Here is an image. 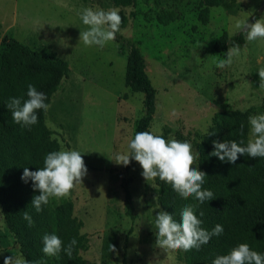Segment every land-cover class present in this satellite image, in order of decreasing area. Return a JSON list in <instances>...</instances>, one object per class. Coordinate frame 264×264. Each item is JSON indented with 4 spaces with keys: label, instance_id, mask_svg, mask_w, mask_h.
Segmentation results:
<instances>
[{
    "label": "rangeland",
    "instance_id": "rangeland-1",
    "mask_svg": "<svg viewBox=\"0 0 264 264\" xmlns=\"http://www.w3.org/2000/svg\"><path fill=\"white\" fill-rule=\"evenodd\" d=\"M85 8L116 9L122 17L117 36L136 47L155 91L145 131L188 141L195 152L194 144L215 112L237 109L245 112L247 122L250 115L264 114L258 75L264 68V38L249 42L242 33L241 43L214 48L221 34L238 33L236 19L264 20V7L259 9V0H225L205 11L200 0H132L127 6L110 0H0V47L7 35L55 52L68 64L63 89L52 95L44 118L59 150L81 152L87 167L82 184L67 198L87 239L80 256L93 264H182L180 250L164 252L155 243V215L162 209L154 182L143 178L138 162L126 168L113 161L128 151L134 122L143 114V95L124 86V43L114 40L100 48L85 47L79 40L87 28L80 19ZM160 12L173 17L160 23L155 18ZM234 45L239 54L232 64L217 68L215 62L225 59ZM122 183L132 216L125 214ZM61 200H50V206ZM111 231L115 251L103 259L102 238ZM6 256L21 257L0 212V264Z\"/></svg>",
    "mask_w": 264,
    "mask_h": 264
},
{
    "label": "trees",
    "instance_id": "trees-1",
    "mask_svg": "<svg viewBox=\"0 0 264 264\" xmlns=\"http://www.w3.org/2000/svg\"><path fill=\"white\" fill-rule=\"evenodd\" d=\"M115 6H127L132 0H110ZM225 0H200L203 11L210 6H218ZM173 15L170 12L157 13L155 18L160 23H167ZM205 19V14H199ZM122 26V24H121ZM116 41L127 47L124 65V86L131 92L143 95V114L134 122L131 139L136 132L145 131L154 111V89L144 70V64L136 47L125 38L116 36ZM243 41V34L231 36L221 34L214 41L216 50H223L227 44ZM67 61L55 52L29 47L17 39L4 35L0 47V212L3 222L13 237L22 258L31 264H93L83 259L79 251L86 248L87 239L80 232L81 220L72 214V202L63 199L55 206L43 207L36 213L31 200L39 195L33 190L32 181L21 180L25 167L35 171L43 167L47 153L59 150L58 141L51 137V130L45 123L44 113H38L39 122L31 130L21 128L14 123L6 104L10 97L26 99L27 86L34 85L43 92L46 103L53 94L63 89V82L68 76ZM248 122L243 111L220 110L211 116L210 124L194 144L195 152L200 154L198 164L194 165L208 175L203 188L214 193V199L198 204L192 198H181L170 185L158 178L153 181L157 189L158 206L179 220L181 209L189 204L197 205L195 211L203 221L202 227L211 230L215 225L223 227V233L214 236L199 250H180L178 258L182 264H212L218 255L227 254L240 243H247L253 250L264 253V158L239 156L233 164L221 162L209 155L213 150V140H235L246 144ZM135 160L126 166L130 167ZM123 189L125 214L132 216V204L124 183ZM27 211L32 216L34 225L29 227L23 219ZM55 233L65 245L75 237L78 243L69 259L63 252L60 258L46 257L42 252V236ZM110 245H116L115 233H106L102 238V258L109 259L113 253Z\"/></svg>",
    "mask_w": 264,
    "mask_h": 264
},
{
    "label": "clouds",
    "instance_id": "clouds-1",
    "mask_svg": "<svg viewBox=\"0 0 264 264\" xmlns=\"http://www.w3.org/2000/svg\"><path fill=\"white\" fill-rule=\"evenodd\" d=\"M82 23L87 26L80 32L79 40L85 47L97 46L103 48L108 42L116 39L121 30L122 17L118 10H104L85 8L80 14ZM238 32L246 34L247 41L264 38V20L256 19L253 23L246 20H235ZM239 54V45H234L226 53L225 59L215 62L217 68H225L232 64L233 57ZM259 87L264 89V68L258 70ZM27 98L10 97L6 107L11 112L14 123L21 128L31 130L39 122L38 113L48 112L51 105L46 103V95L29 84ZM250 138L245 144L235 140H213V150L209 155L217 157L221 162L235 163L239 156L250 158H264V114H255L248 117ZM200 154L193 152L188 141L166 140L163 135H156L149 131L136 132L128 143L126 153L117 154L115 163L127 166L135 160L142 168L141 175L146 181H155L157 178L171 188L183 199H194L198 204L214 199L211 190L203 188L205 177L208 175L198 170ZM87 175V167L81 155L76 150H57L46 154L43 167L35 171L24 168L21 180L27 183L32 181L33 190L39 195L33 196L31 204L36 213H40L50 200L67 199L76 184H82ZM153 186V185H152ZM154 187V186H153ZM197 205L184 206L176 220L173 214L159 211L155 215L156 245L164 252L199 250L212 237L222 235L223 227L215 225L211 230L202 227L200 217L203 212L196 214ZM23 219L28 226L34 225L29 212L23 213ZM78 243L73 237L67 245L55 233H45L42 236V252L46 257L59 259L63 252L72 258L75 245ZM115 251V246L110 245ZM4 264H31L22 257L6 256ZM212 264H264V253L253 250L247 243H240L228 251L227 254L216 256Z\"/></svg>",
    "mask_w": 264,
    "mask_h": 264
},
{
    "label": "water",
    "instance_id": "water-1",
    "mask_svg": "<svg viewBox=\"0 0 264 264\" xmlns=\"http://www.w3.org/2000/svg\"><path fill=\"white\" fill-rule=\"evenodd\" d=\"M264 7V0H259V9H262ZM248 23L252 22V18H249L247 20Z\"/></svg>",
    "mask_w": 264,
    "mask_h": 264
},
{
    "label": "crops",
    "instance_id": "crops-1",
    "mask_svg": "<svg viewBox=\"0 0 264 264\" xmlns=\"http://www.w3.org/2000/svg\"><path fill=\"white\" fill-rule=\"evenodd\" d=\"M50 101H52V100H50Z\"/></svg>",
    "mask_w": 264,
    "mask_h": 264
}]
</instances>
